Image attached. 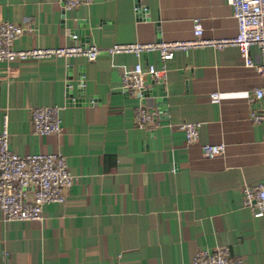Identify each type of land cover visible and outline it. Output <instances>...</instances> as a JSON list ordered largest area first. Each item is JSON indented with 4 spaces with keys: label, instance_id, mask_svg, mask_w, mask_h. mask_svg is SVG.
<instances>
[{
    "label": "crops",
    "instance_id": "crops-1",
    "mask_svg": "<svg viewBox=\"0 0 264 264\" xmlns=\"http://www.w3.org/2000/svg\"><path fill=\"white\" fill-rule=\"evenodd\" d=\"M196 19L203 41L237 36L228 0H94L72 9L60 0H0V20L25 28L16 50H102L95 61L0 62V132L7 121L11 149L62 153L78 177L64 203L44 206L41 221H6L0 207V264H191L199 250L217 246L264 264V216L243 201L245 184L264 181V123L250 120L261 108L251 101L260 75L235 46H197L166 62L164 83L147 76L139 99L122 75L137 63L160 69V53L104 51L194 41ZM250 56L261 62L257 46ZM216 91L219 104L210 100ZM141 105L156 112L157 127L137 128ZM41 106L61 108V133L33 134L31 109ZM182 122L201 123L198 143L186 145ZM206 143H224L225 154L205 157Z\"/></svg>",
    "mask_w": 264,
    "mask_h": 264
},
{
    "label": "built area",
    "instance_id": "built-area-1",
    "mask_svg": "<svg viewBox=\"0 0 264 264\" xmlns=\"http://www.w3.org/2000/svg\"><path fill=\"white\" fill-rule=\"evenodd\" d=\"M64 9H72L80 5H90L94 0H60ZM233 15L237 21L238 33L233 39L219 41H203V27L200 19L194 23L196 39L190 42L175 43H131L115 44L104 51L107 54H134L158 51L163 65L157 69L154 65L146 68L137 63L131 71L122 75L123 88L132 96L143 99L147 90L146 77L164 83L166 80V62L172 60L178 50L188 51L197 46L212 45L217 48L232 45L239 49L245 65L253 68L260 75L262 85L253 90L251 101L261 103L260 110L250 111V120L254 124L264 123V0H228ZM136 7L135 10H138ZM25 32L19 24L0 20V62L15 60L43 59L51 57L73 58L83 56L89 61H95L102 50L96 45H72L54 48H33L16 50L15 42ZM73 40H78L77 33L72 34ZM252 46L260 50L261 62L255 63L250 56ZM86 76L80 81L85 88ZM71 86L68 85V88ZM210 100L214 104L221 102V94L211 93ZM60 107L41 106L31 109V128L35 135L59 134L62 131ZM135 125L139 129L157 127L156 112L141 105L134 115ZM184 135L186 145L199 141L200 122H182L177 125ZM205 157L211 158L224 155L226 145L206 143L201 145ZM78 177L69 168L67 158L59 152L49 154L31 153L19 155L10 146V134L7 121L0 132V207L6 221H41L43 208L46 204L64 203L67 194L77 182ZM244 205L253 211V216H264V181L258 185L243 186ZM191 264H247L242 257H231L226 246L199 250Z\"/></svg>",
    "mask_w": 264,
    "mask_h": 264
}]
</instances>
